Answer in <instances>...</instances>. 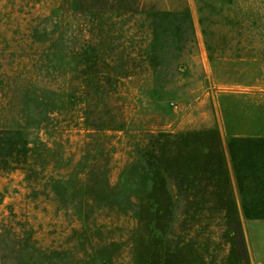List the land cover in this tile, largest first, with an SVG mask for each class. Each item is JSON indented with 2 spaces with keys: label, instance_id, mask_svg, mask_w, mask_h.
<instances>
[{
  "label": "rangeland",
  "instance_id": "374dc122",
  "mask_svg": "<svg viewBox=\"0 0 264 264\" xmlns=\"http://www.w3.org/2000/svg\"><path fill=\"white\" fill-rule=\"evenodd\" d=\"M236 42L264 77V0H0V264H264Z\"/></svg>",
  "mask_w": 264,
  "mask_h": 264
},
{
  "label": "crops",
  "instance_id": "0c3cea01",
  "mask_svg": "<svg viewBox=\"0 0 264 264\" xmlns=\"http://www.w3.org/2000/svg\"><path fill=\"white\" fill-rule=\"evenodd\" d=\"M233 49L234 51L233 52H229V59H231L230 63H223V66H218L217 63H214L215 60L213 59V57L215 58V56H212V60L214 62H212V69L214 72L217 73V71H222V75H217L215 76L213 74V79L214 80H217V81H230L232 82L230 85L232 86V88H239V89H242V88H246L247 90V93L246 92H240L239 89L237 90H233L230 93H227V94H230V96L232 97H235L237 98L238 95H246L247 96V100H249L250 98H256V96L259 97V95L256 94L255 95H249L250 93L248 92L253 90L252 88H257V83H264V77L263 76H253L252 78H249V77H241V75H245L246 73L248 74L249 71H248V68H249V65L247 66V63L244 62V64L242 63L244 60H248V61H253L254 59L257 58L258 54L257 52L255 53L254 50H256L255 48V43H248V42H236L233 44ZM254 46V47H252ZM244 50V51H243ZM255 62V60H254ZM242 65H245L246 67L242 68ZM248 67V68H247ZM254 74V73H253ZM240 82H243V83H240ZM244 82H247V83H244ZM249 93V94H248ZM257 97V98H258ZM257 100V99H256ZM255 101V100H253ZM264 100H258L257 102L255 101L254 102V105H262L264 106V103H263ZM233 125L229 126V128H232ZM245 130L246 131H243V132H236L235 134H233L234 137L236 138H245V139H251V138H264V126L260 125V126H256V127H253V126H244ZM260 173V172H258ZM258 177H261V176H258ZM264 178V177H263ZM262 179V178H261ZM258 193H260L261 195L264 196V190H262V192L258 191ZM239 207H244V206H241L239 205ZM255 209L257 211H260L259 214H257L255 217H248L247 218V224H251V225H254V226H258L259 228H262L264 227V200L262 202H258ZM255 238H256V235H255ZM256 252L254 250L253 252V256H255ZM252 254H251V257H253ZM253 264H263L259 261H255V258L253 260Z\"/></svg>",
  "mask_w": 264,
  "mask_h": 264
}]
</instances>
